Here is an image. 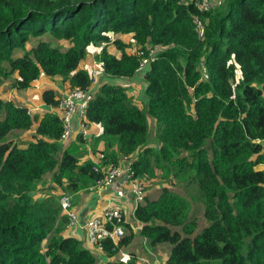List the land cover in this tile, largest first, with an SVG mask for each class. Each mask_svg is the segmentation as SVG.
I'll use <instances>...</instances> for the list:
<instances>
[{
	"label": "trees",
	"instance_id": "trees-1",
	"mask_svg": "<svg viewBox=\"0 0 264 264\" xmlns=\"http://www.w3.org/2000/svg\"><path fill=\"white\" fill-rule=\"evenodd\" d=\"M200 1L0 0V264H98L66 234L60 197L98 186L125 158L132 178L160 174L165 182L134 218L148 246H171L167 264H264V0H215L206 12ZM122 35L139 49H163L141 68ZM90 45L100 48L106 75L133 78L145 69L147 83L145 109L122 84L94 90L86 116L103 127L100 162L81 161L76 144L64 145L59 114L40 116L1 96L13 74L17 90L47 75L89 91L94 77L80 64ZM42 98L54 108L60 102L52 88ZM33 129L26 147L8 140ZM48 174L51 186L42 183ZM183 176L203 198L201 230L191 211L197 195L172 188ZM124 228L119 243L103 242L108 256L136 236L132 224Z\"/></svg>",
	"mask_w": 264,
	"mask_h": 264
},
{
	"label": "crops",
	"instance_id": "crops-1",
	"mask_svg": "<svg viewBox=\"0 0 264 264\" xmlns=\"http://www.w3.org/2000/svg\"><path fill=\"white\" fill-rule=\"evenodd\" d=\"M129 36L130 39L127 40V37L129 38ZM121 38L128 43H132L131 47L128 48V51L130 53H133L137 47L134 48V46L136 45L134 42H132V35H122ZM99 50V47L95 45H90L88 47L86 59L80 64L81 68L87 69L91 74L92 72H95L93 74L94 84L90 90L97 91L101 84L108 82L122 84L123 86L127 87L129 94L135 98V101L138 106L142 109L145 108L147 104V99L145 97V88L147 83L145 82V78L143 75L144 73H142L143 71H145V69L139 71L133 78L110 77L103 72L102 64L98 60H96V55ZM48 78L59 79L63 84H66L67 86L64 88V90H62V88L58 85H54L46 87L40 91V96L42 99L40 105L44 111L42 114L34 113L40 116H43L45 112L50 111H54L55 113L59 114L56 108L48 105L43 100L42 95L46 89H54L60 99L63 98L66 93L71 89L69 83L63 82L60 77L42 75L40 79L34 82H38L40 80H47ZM149 122L150 125H153V121ZM83 125L84 127H86L87 130V132L85 133L82 129ZM102 133V125L90 122L88 121V119L83 120L79 116L75 115L72 119V132L68 140L64 142V145L68 146L70 144H76V146H78L80 149L78 156L81 161L93 160L95 162H100L101 152L104 149V142L100 139V135ZM131 159L132 158H125L119 164L123 168H128ZM130 186L131 184L127 177L120 176L106 187H90L88 189L72 194L73 205L75 210L79 214L80 223H83L86 219H89L91 217L101 216L104 210L108 207H111L113 205L122 206L128 223L132 224V226H139L138 230H134L136 236L129 245L124 246L115 255L108 256L106 253H104L103 250H99L96 246L89 242L86 231L80 225L77 227L78 234H73L74 229H66V234L70 236H75L81 241H83L85 247L93 251L94 255L98 257V264H106L109 261L127 262L132 257H136L137 264H167L171 246L168 244H163L158 245L156 247H150L148 246L144 237L139 234L142 227V223L134 218L136 207L135 196L131 192ZM151 193L148 191L146 196H149V194ZM157 197L158 196H154L152 198ZM168 246L170 247V249ZM163 249L168 250V252H163Z\"/></svg>",
	"mask_w": 264,
	"mask_h": 264
},
{
	"label": "built area",
	"instance_id": "built-area-1",
	"mask_svg": "<svg viewBox=\"0 0 264 264\" xmlns=\"http://www.w3.org/2000/svg\"><path fill=\"white\" fill-rule=\"evenodd\" d=\"M215 2V0H213ZM212 0H201L198 4L200 11H208L212 4ZM201 35L204 34V27L201 20L197 21ZM163 49L160 45L146 47L145 50L136 48L133 53L142 58L141 68H145L151 60L155 58L159 51ZM95 91H84L80 88H71L66 95L60 99L56 107L64 126L61 141L64 143L68 140L72 132V119L75 115L81 119H87L86 111L89 102L92 100ZM83 132H87L86 127H82ZM130 166L123 168L120 164L110 166L107 170L105 179L98 186L106 187L114 182L120 176H126L131 186V192L135 196V206L141 203L146 194V189L138 178H132ZM60 205L63 215L66 217V229L72 230L73 234H78L77 227L80 225L87 234L89 242L96 246L99 250H103V242L111 239L115 244L119 243L125 235L124 224L128 223L123 207L113 205L104 210L101 216L91 217L80 223L78 212L73 205V195L71 193L62 194L60 197ZM135 207V210H136ZM139 227V226H138ZM136 229L135 226H133Z\"/></svg>",
	"mask_w": 264,
	"mask_h": 264
},
{
	"label": "rangeland",
	"instance_id": "rangeland-1",
	"mask_svg": "<svg viewBox=\"0 0 264 264\" xmlns=\"http://www.w3.org/2000/svg\"><path fill=\"white\" fill-rule=\"evenodd\" d=\"M218 1H220V0H218ZM212 2H214V1L212 0ZM129 39H130V36H129V38L127 37V40H129ZM35 42H36V40L33 39L28 44L27 47L31 48V46L33 44H35ZM54 42L59 43L57 40H55ZM134 48H136V46H134ZM16 54L22 55V51H17ZM94 73L95 72H92V75ZM236 74H237L236 80H239L241 77L240 69H237ZM15 76H17V74H13L10 78H8L4 81V83L2 84V87H1V96L5 100H8V101L13 100L17 104L28 107L32 113L42 114L44 111L40 105L42 102V99L40 96L41 90H43L46 87L54 86V85H58L59 87L62 88V90H64V88L67 86L66 84H63L59 79L48 78L47 80H40L38 82H34L33 85L31 86V88H29L28 90H17L16 88H14L12 86V83L14 81ZM145 108H146V106H145ZM145 108H143V109H145ZM35 133H36L35 129L28 130V131L15 130L9 134L8 140L12 141L13 143L19 144V146L26 147L29 142L33 141L32 136ZM260 168H261V166H260ZM51 177H52L51 174L46 175L42 183L46 186H49V185L51 186L52 185ZM139 180H140V183H142L144 185V187L146 189V191H145L146 194L148 191L150 193L152 192L151 194H149V196L151 198L159 195V193L161 191V186L165 183V182L161 181L160 174L154 178H150V179L141 178ZM186 181H187V177L183 176L181 183L179 182L177 184H173L172 188L182 195H186V196H187V194L197 195V199H194V198L190 199L191 211L195 212L197 214V216L199 218L198 230H201L207 224V220L204 217L205 206H204L203 198L200 195L199 190H197V188H195L194 186H187ZM57 193L61 194V192H59V191ZM37 196H42V194H40V195L38 194ZM138 229H139V227L137 225L136 230H138ZM169 249H170V247H169ZM163 252H168V250L163 249Z\"/></svg>",
	"mask_w": 264,
	"mask_h": 264
},
{
	"label": "water",
	"instance_id": "water-1",
	"mask_svg": "<svg viewBox=\"0 0 264 264\" xmlns=\"http://www.w3.org/2000/svg\"><path fill=\"white\" fill-rule=\"evenodd\" d=\"M97 257V256H96Z\"/></svg>",
	"mask_w": 264,
	"mask_h": 264
}]
</instances>
